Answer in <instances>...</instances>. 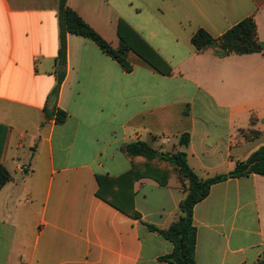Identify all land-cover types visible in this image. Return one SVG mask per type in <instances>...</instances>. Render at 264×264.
<instances>
[{
  "label": "crops",
  "instance_id": "1",
  "mask_svg": "<svg viewBox=\"0 0 264 264\" xmlns=\"http://www.w3.org/2000/svg\"><path fill=\"white\" fill-rule=\"evenodd\" d=\"M114 49L124 22L163 61L160 73L130 52L131 72L90 39L67 37L57 95L59 0H0V264H168L167 229L185 197L171 164L160 185L111 182L133 168L123 152L143 141L185 151L203 179L226 175L264 146V51L218 57L192 44L221 37L246 18L264 43V0H68ZM45 109L67 113L63 124ZM258 132L259 135H255ZM188 134V146L179 136ZM136 165L145 160L138 158ZM133 207L124 213L99 196ZM139 215V218L134 216ZM196 264H256L264 257V176L212 186L194 207Z\"/></svg>",
  "mask_w": 264,
  "mask_h": 264
},
{
  "label": "trees",
  "instance_id": "2",
  "mask_svg": "<svg viewBox=\"0 0 264 264\" xmlns=\"http://www.w3.org/2000/svg\"><path fill=\"white\" fill-rule=\"evenodd\" d=\"M59 25V51L55 64V76L57 84L54 94L57 95L60 86L66 75L67 64V37L69 34L82 36L95 42L98 47L112 59L117 61L124 71L131 72L132 66L128 61L130 52L137 54L148 66L160 73H169L170 69L166 66L163 70L159 64L163 61L155 54L149 46L141 40L124 22L118 26V36L120 46L114 49L100 34H98L89 24H87L79 14L68 5V0H59L57 12ZM192 44L198 51L214 49L218 57H226L231 54L248 55L253 53H263L264 43L257 35V26L252 18H246L221 37L214 38L205 30H198L192 38ZM55 115V122L63 124L67 118V113L62 110L50 112L45 109L47 119ZM255 135H259L255 132ZM190 141L188 134L179 136V145L187 147ZM123 152L132 161L133 168L125 175L111 182L136 181L140 178L148 177L156 180L160 185H166L169 182L170 171L163 170L153 164L154 160L165 161L171 164L173 171L179 176L181 185L185 192V197L179 204L180 214L177 219L167 229H160L153 225L148 228L173 244L172 253L160 257V261L168 264H196V246H197V228L193 222L194 207L205 200L211 191L213 185L226 181L231 178H240L250 175L264 176V146L260 147L251 156L243 162H238L235 169L226 175H219L207 179L200 178L188 165L187 153L177 151L176 153H165L152 148L143 141L132 142L122 147ZM143 158V165H136V159ZM12 180L9 171L0 166V189ZM101 190L99 196L108 201L124 213L127 207H133L132 198L125 201L123 192L122 200H112L105 198L102 187L104 180L100 179ZM139 218V215L134 213ZM256 264H264V257Z\"/></svg>",
  "mask_w": 264,
  "mask_h": 264
}]
</instances>
